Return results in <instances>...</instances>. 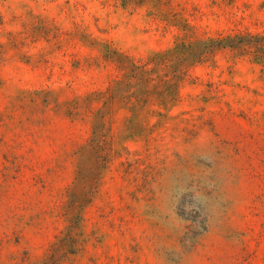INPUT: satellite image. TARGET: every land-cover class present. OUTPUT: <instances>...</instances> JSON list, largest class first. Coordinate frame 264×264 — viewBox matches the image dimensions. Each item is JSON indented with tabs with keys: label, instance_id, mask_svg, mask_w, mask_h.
I'll use <instances>...</instances> for the list:
<instances>
[{
	"label": "rangeland",
	"instance_id": "obj_1",
	"mask_svg": "<svg viewBox=\"0 0 264 264\" xmlns=\"http://www.w3.org/2000/svg\"><path fill=\"white\" fill-rule=\"evenodd\" d=\"M239 32L264 0H0V264H264V61L109 90L110 52Z\"/></svg>",
	"mask_w": 264,
	"mask_h": 264
},
{
	"label": "trees",
	"instance_id": "obj_2",
	"mask_svg": "<svg viewBox=\"0 0 264 264\" xmlns=\"http://www.w3.org/2000/svg\"><path fill=\"white\" fill-rule=\"evenodd\" d=\"M185 37H189L188 33ZM229 52L235 56H251L258 62L264 61V34L239 32L227 36L210 37L201 40H182L166 52H159L147 60L110 52L106 60L115 64L121 76L112 81L111 94L119 90L122 101L134 99L137 108L148 101L167 104L178 97L179 84L185 80L192 67L203 64L218 53ZM166 70L163 74L162 71ZM175 80H181L178 84ZM131 87V88H128ZM134 87V88H133Z\"/></svg>",
	"mask_w": 264,
	"mask_h": 264
}]
</instances>
